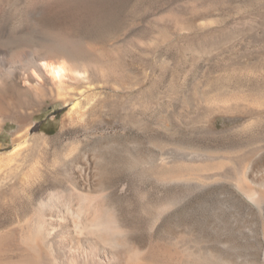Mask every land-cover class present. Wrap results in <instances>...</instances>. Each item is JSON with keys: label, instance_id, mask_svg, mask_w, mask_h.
I'll return each instance as SVG.
<instances>
[{"label": "rangeland", "instance_id": "rangeland-1", "mask_svg": "<svg viewBox=\"0 0 264 264\" xmlns=\"http://www.w3.org/2000/svg\"><path fill=\"white\" fill-rule=\"evenodd\" d=\"M17 28L22 60L54 63L52 48L73 71L62 96L0 90V264L82 201L80 168L147 260L264 264V0H17Z\"/></svg>", "mask_w": 264, "mask_h": 264}, {"label": "bare ground", "instance_id": "bare-ground-1", "mask_svg": "<svg viewBox=\"0 0 264 264\" xmlns=\"http://www.w3.org/2000/svg\"><path fill=\"white\" fill-rule=\"evenodd\" d=\"M22 28H17V0H0V90L22 80L27 88L37 90L50 85L58 96H62L65 79L73 71L63 59L66 53L46 49L43 56L57 59L54 63L22 60L17 49V35H25ZM73 73L78 77L85 69L81 67ZM75 173L76 190L72 192L82 201L76 206L67 203L43 214L33 234L27 233L18 243L14 242L28 255L17 264H165L162 260L166 251H150L153 258L150 261L144 253L119 238L114 219L104 208L87 201L94 188L89 180V170L80 168ZM238 182L237 187L242 193L259 206L261 197L254 194L250 183ZM197 254H186L184 260L175 253L169 259L172 264H227L213 255Z\"/></svg>", "mask_w": 264, "mask_h": 264}]
</instances>
